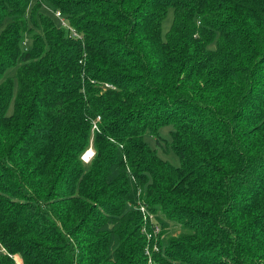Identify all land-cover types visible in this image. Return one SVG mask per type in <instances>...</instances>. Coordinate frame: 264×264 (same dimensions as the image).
I'll use <instances>...</instances> for the list:
<instances>
[{
	"label": "trees",
	"instance_id": "1",
	"mask_svg": "<svg viewBox=\"0 0 264 264\" xmlns=\"http://www.w3.org/2000/svg\"><path fill=\"white\" fill-rule=\"evenodd\" d=\"M154 244L153 264H264V0H0V264Z\"/></svg>",
	"mask_w": 264,
	"mask_h": 264
},
{
	"label": "rangeland",
	"instance_id": "2",
	"mask_svg": "<svg viewBox=\"0 0 264 264\" xmlns=\"http://www.w3.org/2000/svg\"><path fill=\"white\" fill-rule=\"evenodd\" d=\"M43 11L47 15H51L52 16V10L49 9L48 7L43 8ZM171 21H172V10H170L168 12V15H167L166 19L163 21V24H162L163 34H165L166 31L168 30V28H169V26L171 24ZM8 72L10 74H13L14 73V69H10ZM9 112H12V107H10ZM171 129H173L172 125H168V126L162 127L160 129V132H159L162 137L167 139V142H170V140H169L170 139L169 131ZM145 139L150 144L151 147L156 148V150H157V152H158L160 157H162L163 159L167 160L168 162H170L173 165H179V163H180L179 159L175 155V153L172 151V149L170 148L169 144L167 145V147H168V149H167L165 143H163V142L161 143L160 146H157L156 145V141H155L154 138L147 136ZM90 150H92V153H93V149L90 148ZM88 155L89 154L86 151V153L83 155V160L87 159ZM179 231H180V228L177 225L170 224V226L167 228L166 232H164V235L160 236L161 237V241H166V238L168 236L173 235V234H177V233H179ZM17 259L19 260L18 257H17Z\"/></svg>",
	"mask_w": 264,
	"mask_h": 264
},
{
	"label": "built area",
	"instance_id": "3",
	"mask_svg": "<svg viewBox=\"0 0 264 264\" xmlns=\"http://www.w3.org/2000/svg\"><path fill=\"white\" fill-rule=\"evenodd\" d=\"M53 12H54L55 17L58 19L59 23L70 32L71 36H73V37H79L78 34L75 32V30L73 28H71L69 26V24L65 21V19L63 18V16L61 15V13L59 11H53ZM98 120H99V117L96 119V121H98ZM96 128H97L96 122L94 121L93 122V129H96ZM92 154L93 153H90L88 155L87 159H85V160L87 161L88 159H90L91 156H92ZM141 212H143L144 214H146V210H145L144 207L141 208ZM142 231L145 234L146 240L148 242V241H150V239L152 237H154L155 240L157 239V236L160 234L161 228H160V226L158 224H153L152 231H150L149 229H147L145 227L142 229ZM151 247L153 249H151ZM151 247L150 246H146V249H145V255L148 258V264H153V260L151 258V250L158 251L157 244H154ZM1 250H3L2 247H1ZM15 260H16V264H20V260H18L17 257H15Z\"/></svg>",
	"mask_w": 264,
	"mask_h": 264
},
{
	"label": "bare ground",
	"instance_id": "4",
	"mask_svg": "<svg viewBox=\"0 0 264 264\" xmlns=\"http://www.w3.org/2000/svg\"><path fill=\"white\" fill-rule=\"evenodd\" d=\"M87 152H88V154H90V153H92V150L88 149Z\"/></svg>",
	"mask_w": 264,
	"mask_h": 264
}]
</instances>
